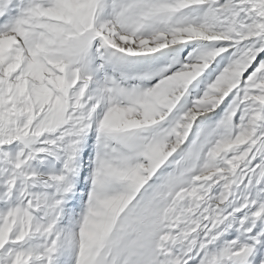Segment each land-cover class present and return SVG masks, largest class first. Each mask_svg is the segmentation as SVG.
<instances>
[{
  "label": "snow or ice",
  "instance_id": "1",
  "mask_svg": "<svg viewBox=\"0 0 264 264\" xmlns=\"http://www.w3.org/2000/svg\"><path fill=\"white\" fill-rule=\"evenodd\" d=\"M0 264H264V0H0Z\"/></svg>",
  "mask_w": 264,
  "mask_h": 264
}]
</instances>
